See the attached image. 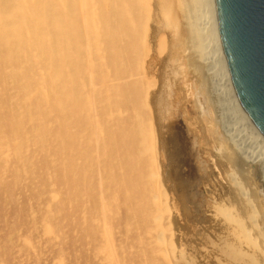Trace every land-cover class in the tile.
<instances>
[{"label":"rangeland","instance_id":"1","mask_svg":"<svg viewBox=\"0 0 264 264\" xmlns=\"http://www.w3.org/2000/svg\"><path fill=\"white\" fill-rule=\"evenodd\" d=\"M13 1L0 0V264H177L174 249L186 264H237L219 254L234 242L220 211L244 219L227 174L264 209V155L221 95L213 40L192 54L194 0ZM39 33L57 40L55 60Z\"/></svg>","mask_w":264,"mask_h":264},{"label":"bare ground","instance_id":"2","mask_svg":"<svg viewBox=\"0 0 264 264\" xmlns=\"http://www.w3.org/2000/svg\"><path fill=\"white\" fill-rule=\"evenodd\" d=\"M20 1V0H17V1H13L10 3L9 7L10 9L11 8H14L15 5H17L16 3ZM28 1V0H27ZM34 1V0H32ZM36 1V0H35ZM48 1V0H47ZM61 1V0H60ZM84 1V0H83ZM110 1V0H109ZM115 1V0H114ZM193 1V0H192ZM87 2V0H86ZM145 3V1H143ZM32 3V2H31ZM34 3V2H33ZM50 3V2H49ZM84 3V2H83ZM100 3V2H99ZM187 3V2H186ZM184 3V5L186 4ZM69 4V3H68ZM108 4V3H107ZM169 4V0H167L166 2V5ZM8 5V4H7ZM7 5H4V6H7ZM27 5V3H26ZM102 5V4H101ZM146 5V4H145ZM183 5V6H184ZM18 6V5H17ZM21 6V5H20ZM39 6V5H38ZM48 6V5H47ZM51 6V4H50ZM69 6V5H68ZM97 6V5H96ZM53 7V6H52ZM187 7L188 8V11L187 12H184V16L186 14V17L187 19H189V23H192L194 25V23L196 24L194 27H192L193 29H190L191 31V34L193 35V38H194V41H195V46H193V50H192V54L197 58H201V55L203 53V50H206L207 49H204V45L207 44L208 42L211 43L209 40H213V46L215 47L214 48V52H215V57L214 55H211V56H214L215 59H217L216 61L218 62L219 66L217 67V71H218V81L219 84L217 83V85H220L221 82L222 84H224V92H222L221 95H224V98L228 101V106L230 107V111L233 112L234 116H232V118L241 125L242 129L244 130V132L246 133H243V134H246L247 136H242V138H250L252 139V141H255L256 145L258 143V147H259V151L264 153V135L263 133L258 129V127L255 125V123L252 121L251 117L248 115V113L246 112V110L244 109V107L241 105L240 103V100L232 86V79H231V75H230V72H229V68H228V64H227V61H226V57H225V54H224V50H223V45H222V41H221V36H220V31H219V26H218V18H217V11H216V3H215V0H210V3H207L206 0H194L190 6V4L188 5L187 3ZM5 8V7H4ZM44 8V7H43ZM46 8V7H45ZM48 8V7H47ZM65 8V6H64ZM75 8V7H74ZM110 8V7H109ZM40 9V8H39ZM71 9V8H70ZM142 9V8H141ZM209 10V13L211 12H214V19L212 20V22L210 23V30L212 32V36H210L212 39H209L208 38V34L203 32V30H201L200 26L197 25V23L200 22V20H202V18L206 15V10ZM50 10V9H49ZM67 10V9H66ZM83 10V9H82ZM99 10V9H98ZM109 10V9H108ZM207 10V11H208ZM74 10H72L73 12ZM44 12V11H43ZM50 12V11H49ZM82 12V11H81ZM83 12H85L83 10ZM113 12L115 13V11L113 10ZM53 15H57L58 14V11L56 9H54L52 12H51ZM110 13V12H109ZM19 14V13H18ZM50 14V13H49ZM15 15V14H14ZM52 15V16H53ZM70 16H71V13H70ZM74 16V15H73ZM72 16V17H73ZM39 17V16H38ZM101 17V15H100ZM211 17V16H210ZM15 18V17H14ZM167 18L169 19V23L171 25L174 24V21L171 19L172 18V15L170 14V12H168V15H167ZM18 19V18H17ZM41 20V17L39 18ZM42 19H44V16L42 17ZM100 19V18H99ZM204 19V18H203ZM206 19V17H205ZM85 20V19H84ZM52 21V20H51ZM5 22V21H4ZM12 22V21H11ZM10 22V23H11ZM116 22V21H115ZM202 22V25H203V21ZM200 22V23H201ZM3 22L0 21V24H2ZM6 23V22H5ZM15 23V22H14ZM19 23V21H18ZM26 23V22H25ZM52 23V22H51ZM207 23V22H205ZM50 24V23H49ZM8 25V24H6ZM80 25V24H79ZM201 25V26H202ZM13 26V24H12ZM19 26V25H18ZM42 26V25H41ZM48 26V25H47ZM46 27V25H45ZM50 27V26H49ZM107 27V26H106ZM203 27V26H202ZM53 28V27H52ZM60 28V27H59ZM35 29V28H34ZM81 29V28H79ZM8 30H12L11 28H8ZM119 30V29H118ZM38 31V30H37ZM52 31V30H51ZM12 32V31H10ZM16 32V30H15ZM189 32V31H188ZM207 32V30H206ZM17 33V32H16ZM124 33V32H123ZM80 34V33H79ZM114 34V33H113ZM210 34V33H209ZM7 34H2L0 33V38L3 39L5 38V36ZM49 35V34H48ZM46 33H39L37 36H36V45L38 44V49H40L41 51H46L47 53L50 54V56L55 60L57 58V49H58V42L57 40L55 39V37H51L50 35L48 36ZM120 35V34H119ZM9 36V35H7ZM14 36V35H13ZM117 37V36H116ZM121 37V36H120ZM14 38V37H13ZM16 38V37H15ZM19 38V37H18ZM0 39V41H1ZM22 40V38H20ZM16 40V39H15ZM32 40V39H31ZM65 40V39H64ZM16 42V41H15ZM14 42V43H15ZM63 42V41H62ZM22 43V42H21ZM4 44H6V41L4 42ZM4 44H1V48L2 46L4 47ZM13 44V42H12ZM32 46L34 45L33 43L31 44ZM66 47V46H65ZM5 48V47H4ZM2 50V49H0ZM3 51V50H2ZM1 51V52H2ZM212 51V52H213ZM0 52V53H1ZM12 52V51H11ZM210 52V51H209ZM67 53V52H66ZM108 53V52H107ZM207 53V52H206ZM205 53V54H206ZM7 54V52H6ZM65 54V53H63ZM210 54V53H208ZM214 54V53H213ZM11 55V54H10ZM193 56V57H194ZM206 57V55H204ZM202 56V57H204ZM194 57V58H195ZM209 57V55H208ZM119 58V56H118ZM210 58V57H209ZM213 58V57H212ZM38 59V57H37ZM109 59V58H108ZM15 60V59H14ZM201 60V59H200ZM208 61L210 59H207ZM198 61V60H197ZM202 61V60H201ZM200 61V62H201ZM214 63V64H217ZM54 65H57V61L55 62ZM205 65V64H204ZM213 66V64H211ZM62 67H60V69L64 72L66 70H70V66L67 65V63H62L61 64ZM206 67V66H205ZM9 69V68H8ZM206 69V68H205ZM213 69V68H212ZM216 70V69H215ZM211 71V70H210ZM214 72V71H213ZM216 72V71H215ZM10 74V73H9ZM213 80H216L215 78V75L214 77H212ZM124 79V78H123ZM212 80V81H213ZM216 84V82H214ZM221 84V85H222ZM201 86V85H200ZM183 90V89H182ZM197 91V90H196ZM12 93V92H11ZM7 94V93H6ZM207 94V93H206ZM205 94V97H207ZM13 95V94H12ZM17 95V94H16ZM166 95V94H165ZM199 95V94H198ZM197 95V96H198ZM59 97H60V100L62 103L65 104V94L64 92H59ZM201 97V96H200ZM204 97V96H203ZM204 97V98H205ZM4 98V95H1L0 94V99ZM223 98V96H222ZM224 98L222 99V102L225 101ZM49 99V98H48ZM203 99V98H202ZM209 98H207L208 100ZM17 100V99H16ZM203 101V100H202ZM201 101V102H202ZM209 101V100H208ZM208 101H203L205 103H203L205 106H207V102ZM209 103V102H208ZM227 103V102H226ZM7 104V102H6ZM14 104V103H13ZM21 104V103H20ZM172 104V103H171ZM55 105V104H54ZM164 105V104H163ZM209 105V104H208ZM225 105V103H224ZM8 106V105H7ZM212 106V105H211ZM97 107V106H96ZM209 107V106H208ZM208 107L206 108H203V114L205 113L204 116H206L207 118L211 117L209 116L210 112L208 111ZM213 107V106H212ZM55 108V107H54ZM210 108V107H209ZM56 109V108H55ZM211 110V109H210ZM226 111H227V108H226ZM56 112V111H55ZM177 112V111H176ZM229 113V111H227ZM60 113V112H59ZM78 113V112H76ZM211 114H214V113H211ZM232 114V115H233ZM61 115V114H60ZM231 115V114H230ZM109 116V115H108ZM210 119V118H209ZM202 120V119H201ZM214 121V120H213ZM234 121V122H235ZM235 122V124H236ZM202 124V122H201ZM172 125V123H171ZM198 125V124H197ZM200 125V124H199ZM215 125V124H213ZM212 125V126H213ZM237 125V124H236ZM235 125V126H236ZM203 126V125H202ZM214 127V126H213ZM232 127V126H231ZM169 128V127H168ZM177 128V127H176ZM240 128V127H239ZM238 129V128H237ZM236 129V130H237ZM171 130V129H170ZM212 130H214V128H212ZM241 130V128H240ZM212 133V132H211ZM218 132L214 133L213 132V135L216 136L215 134H217ZM239 133V132H237ZM242 133V132H241ZM239 133V134H241ZM184 135V134H183ZM239 136V135H238ZM240 136V137H241ZM180 132L177 131V130H174V132H172V136H170V138L167 140V143L170 144V146L172 147L171 149V159L172 161L175 159L176 160V157H177V154L179 151H181V147L183 146L181 143V140H180ZM216 138V137H215ZM249 139V140H250ZM243 140V139H242ZM240 140V141H242ZM19 141V140H18ZM22 141V140H21ZM245 141L247 140H244V143ZM52 143V142H51ZM242 143V142H241ZM250 143V146L253 144ZM49 144V142H48ZM246 145V144H244ZM255 145V146H256ZM185 146V145H184ZM248 145H246V150H248L249 148H247ZM29 147V146H28ZM45 147V146H44ZM257 147V146H256ZM255 147V148H256ZM244 148V147H242ZM241 148V150H242ZM253 150H254V147H252ZM10 149V148H9ZM12 149V148H11ZM25 149V148H24ZM261 149V150H260ZM183 150V149H182ZM250 150V149H249ZM257 150V149H255ZM15 151V150H14ZM252 151V149H251ZM258 151V152H259ZM235 152V151H234ZM260 152L255 156L259 157V154ZM261 152V153H262ZM49 153V152H48ZM249 153V152H247ZM245 152V154H247ZM261 154V155H264V154ZM51 154V153H50ZM181 154V153H180ZM244 154V152H243ZM182 155V154H181ZM242 155V154H241ZM250 156H252V154H249ZM260 155V156H261ZM247 156V155H246ZM243 157V155H242ZM245 157V156H244ZM254 157V156H253ZM252 157V158H253ZM264 157V156H263ZM262 157V158H263ZM151 158V157H150ZM153 158V157H152ZM189 158V157H188ZM236 160L238 159L239 162H237L238 164H243L245 160L243 159H240L242 160V162L239 160V158H236V156L234 157ZM247 158V157H246ZM251 158V157H250ZM248 158V159H250ZM255 158V157H254ZM21 159V158H20ZM24 159V158H23ZM108 159V158H107ZM174 160V161H175ZM178 163H174L173 162V168L176 169L177 166L179 165V162H183V161H179L181 160L180 158L178 159ZM21 161V160H20ZM47 161V160H46ZM110 161V160H109ZM264 161V159L262 160V162ZM28 162V161H27ZM250 162V160H249ZM261 162V163H262ZM18 163V162H17ZM247 163V162H246ZM28 164V163H27ZM239 164V168L242 167L244 168V165L240 166ZM245 164V163H244ZM12 165V164H11ZM218 165V164H217ZM262 165V164H261ZM264 165V164H263ZM74 167V166H73ZM72 167V168H73ZM264 167V166H263ZM70 168V167H69ZM68 168V169H69ZM75 168V167H74ZM240 168V169H242ZM248 168V167H247ZM14 169V167H13ZM17 169V168H16ZM173 169V170H174ZM249 169V168H248ZM74 170V169H73ZM242 170H245V169H242ZM248 171V170H247ZM246 171V172H247ZM156 173V172H155ZM18 174V173H17ZM158 174V173H157ZM156 175V174H155ZM177 175V174H176ZM178 176V175H177ZM88 178V177H87ZM158 178V177H157ZM177 178V177H176ZM78 180V179H77ZM227 180H228V183H229V186L235 190V192L238 194L239 196V202L241 205H238L239 206V209L241 212H244V219H240L239 217L235 216L237 215L236 212L233 214V211L230 210V209H223L221 210L220 212V216L221 218L223 219V221L230 227V230H231V235H232V239L234 240V242L232 243H224L222 244V248L219 250V254L220 256L222 257L223 260L225 261H229L231 263H237V264H264V232H263V228L261 226H264V209L261 207V209L263 211H261V209H259L260 207H258V205H256L249 192L247 191L246 188H244L238 177H236V175L232 172L228 173L227 174ZM254 183V182H253ZM158 184V183H157ZM80 187V186H79ZM136 189V188H135ZM80 190V189H79ZM80 198V197H79ZM157 198V196L155 197ZM160 198V197H159ZM154 200V199H153ZM162 200V199H161ZM263 200V199H262ZM160 204V203H159ZM159 207V206H158ZM160 208V207H159ZM121 209H124L123 207ZM123 214V213H122ZM121 215V214H120ZM159 215V214H158ZM102 216V215H101ZM122 218V217H121ZM261 220H260V219ZM120 223V222H119ZM114 224V223H113ZM102 225V224H100ZM259 225V227H258ZM116 226V225H115ZM114 226V227H115ZM113 227V228H114ZM113 230V229H112ZM50 231V230H49ZM161 231V230H160ZM95 232V231H94ZM253 232V233H252ZM255 232V233H254ZM148 234V233H147ZM158 235H159V232H158ZM160 236V235H159ZM159 236L157 237L156 235V239H161L159 238ZM100 237V236H99ZM171 241V240H170ZM169 241V242H170ZM110 242V241H109ZM131 242V241H130ZM168 242V243H169ZM172 242V241H171ZM126 243V242H125ZM129 243V242H128ZM110 244V243H109ZM111 245V244H110ZM169 245V244H168ZM130 246V245H129ZM109 248V247H108ZM111 248V247H110ZM162 248V247H161ZM166 248V247H165ZM239 248H244L246 251L244 250H241ZM112 249V248H111ZM163 250V249H162ZM161 251V250H159ZM166 251V249H165ZM113 252V251H112ZM173 251H171L170 253H172ZM175 254V258L176 259V263L177 264H180V263H183V264H186L185 261L181 260V253L180 252H177L175 251L174 249V252ZM164 256L166 255V253L163 254ZM133 256V255H132ZM174 256V255H172ZM125 257V256H124ZM167 257V256H166ZM117 258V257H116ZM156 258V257H155ZM115 259V258H114ZM169 259V258H168ZM167 259V260H168ZM116 262V261H115ZM125 262V260H124ZM168 263V261H167ZM218 264H224L222 263L221 261H218Z\"/></svg>","mask_w":264,"mask_h":264},{"label":"water","instance_id":"3","mask_svg":"<svg viewBox=\"0 0 264 264\" xmlns=\"http://www.w3.org/2000/svg\"><path fill=\"white\" fill-rule=\"evenodd\" d=\"M232 86L264 135V0H215Z\"/></svg>","mask_w":264,"mask_h":264}]
</instances>
